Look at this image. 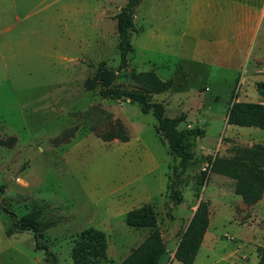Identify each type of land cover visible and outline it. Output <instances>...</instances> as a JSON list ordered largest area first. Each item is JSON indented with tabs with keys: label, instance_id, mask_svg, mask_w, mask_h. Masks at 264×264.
Instances as JSON below:
<instances>
[{
	"label": "rangeland",
	"instance_id": "rangeland-1",
	"mask_svg": "<svg viewBox=\"0 0 264 264\" xmlns=\"http://www.w3.org/2000/svg\"><path fill=\"white\" fill-rule=\"evenodd\" d=\"M127 1L0 0V138H15L0 144V264L52 259L36 248L32 231L6 234L10 212L38 221L37 239L57 264H75L74 242L88 227L105 232L108 264H121L152 231L125 221L146 203L166 241L162 264H183L172 251L201 199L210 202V224L193 264H257L264 196L247 205L236 180L211 164L214 155L264 144V129L227 123L235 102L262 101L257 84L264 82V60L255 63L264 58V17L239 56L240 48L204 44L214 42L211 29L226 11L206 13L212 28L199 32L204 45H196L188 23L202 11L191 13L194 0H142L135 10L134 50L117 84L137 88L148 71L172 78L173 86L151 100L162 102L169 117L185 114L179 128L204 131L189 141L193 160L177 187L183 201L174 206L169 185L179 158L153 112L85 86L99 62L120 64L117 16ZM219 48L238 49L234 65L218 63Z\"/></svg>",
	"mask_w": 264,
	"mask_h": 264
},
{
	"label": "trees",
	"instance_id": "trees-1",
	"mask_svg": "<svg viewBox=\"0 0 264 264\" xmlns=\"http://www.w3.org/2000/svg\"><path fill=\"white\" fill-rule=\"evenodd\" d=\"M141 2L142 0H128L117 16L119 66L115 68L108 66L104 61L99 62L93 77L86 80L85 86L88 89L99 86V95L104 99L136 102L143 112H153L157 119V129L166 139L169 152L179 158L178 164L173 168L174 178L169 185V195L173 205L176 206L183 201L182 193L177 188L181 182L180 178L193 160L189 141L191 137L202 134L204 131L192 127L179 128L187 116L180 114L169 117L165 114L162 102L151 100L152 95L165 92L173 86L172 78L162 80L154 71H148L140 75L141 85L137 88L123 87L116 82L118 72L127 65L128 54L134 50L132 36L138 32L134 16ZM257 90L262 101L235 102L228 113V124L264 129V82L257 84ZM14 139L13 136L7 139L0 138V144H11ZM123 140L129 139L123 137ZM212 171L234 178L235 191L247 205L258 203L264 196V144L254 143L251 146L239 148L229 157L216 156L212 162ZM10 215L12 222L8 225L6 234L10 236L17 232L32 231L36 238V248L45 249L46 257H52L51 264H57L56 255L46 244L40 243L37 239L40 231L38 221L29 216L16 218L13 212H10ZM125 221L132 227H149L152 231L121 264H162L168 249L158 228V217L154 206L146 203L130 210L126 214ZM209 224L210 202L201 199L180 234L174 253L176 260L183 264L194 263ZM72 258L75 264H108L105 232L95 227L82 230L74 242ZM257 264H264V243L259 247Z\"/></svg>",
	"mask_w": 264,
	"mask_h": 264
},
{
	"label": "crops",
	"instance_id": "crops-1",
	"mask_svg": "<svg viewBox=\"0 0 264 264\" xmlns=\"http://www.w3.org/2000/svg\"><path fill=\"white\" fill-rule=\"evenodd\" d=\"M218 5L220 6L215 8V6ZM211 8H213L214 10H220L222 12L226 11V16L222 15L223 19H221V21H217L216 26L213 28L210 26V24L205 25L208 19L205 17L206 13H208V11L211 12ZM190 11L192 14L193 12L197 14L198 12L202 11V13H199L198 21H195L192 25L188 23V29L192 32L194 39L197 40L198 44L195 43L196 45L206 44L222 47H237L240 48L239 56H241L244 55L243 47L247 45L249 39L254 34V31L257 32V23L264 17V0H225L224 3H222L220 0H194V2L190 5ZM206 27L209 29L212 28L211 30H214V38L211 39L215 43H204L203 40H200L199 32L201 30H205ZM235 52L238 53V49L235 51L233 50V48H231L230 50H224L220 48L217 49L218 63H226L230 66L234 65V55L236 54ZM263 60L264 58H260V60H256L255 64L263 62ZM240 61L242 60H237V63L239 65ZM205 89L208 90V86ZM207 232L208 229L204 236V240L206 238ZM178 242L173 248V257Z\"/></svg>",
	"mask_w": 264,
	"mask_h": 264
},
{
	"label": "built area",
	"instance_id": "built-area-1",
	"mask_svg": "<svg viewBox=\"0 0 264 264\" xmlns=\"http://www.w3.org/2000/svg\"><path fill=\"white\" fill-rule=\"evenodd\" d=\"M216 157V155H214V157L212 158V162H213V160H214V158ZM212 165V164H211Z\"/></svg>",
	"mask_w": 264,
	"mask_h": 264
},
{
	"label": "water",
	"instance_id": "water-1",
	"mask_svg": "<svg viewBox=\"0 0 264 264\" xmlns=\"http://www.w3.org/2000/svg\"><path fill=\"white\" fill-rule=\"evenodd\" d=\"M197 133H198V129H197Z\"/></svg>",
	"mask_w": 264,
	"mask_h": 264
}]
</instances>
